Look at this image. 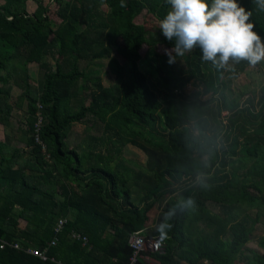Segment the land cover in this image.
Returning <instances> with one entry per match:
<instances>
[{"label":"trees","instance_id":"16d2710c","mask_svg":"<svg viewBox=\"0 0 264 264\" xmlns=\"http://www.w3.org/2000/svg\"><path fill=\"white\" fill-rule=\"evenodd\" d=\"M0 1V122L11 117L3 104L16 87L27 141L21 152L0 139V264H58L24 251L55 237L48 255L62 264H130L137 232L160 238L153 264H264V237L260 253L248 232L264 226V84L250 93L235 84L264 59L213 65L195 47L178 68L180 56L160 51L174 42L135 22L147 11L162 20L166 0H52L56 10L43 0ZM236 2L264 43V0ZM193 79L209 97L185 92ZM81 123L87 134L71 146ZM127 146L146 158L138 169Z\"/></svg>","mask_w":264,"mask_h":264},{"label":"clouds","instance_id":"9594fccd","mask_svg":"<svg viewBox=\"0 0 264 264\" xmlns=\"http://www.w3.org/2000/svg\"><path fill=\"white\" fill-rule=\"evenodd\" d=\"M170 5L159 23V30L167 41L174 42L176 56L199 47L201 59L213 65L224 66L230 58L235 62L248 61L255 65L264 59V43L253 31L250 12L236 0H166ZM264 10V3H261ZM170 56L169 62H174ZM188 200L186 206H193ZM172 213L166 214L170 218ZM170 225H160V230Z\"/></svg>","mask_w":264,"mask_h":264},{"label":"rangeland","instance_id":"374dc122","mask_svg":"<svg viewBox=\"0 0 264 264\" xmlns=\"http://www.w3.org/2000/svg\"><path fill=\"white\" fill-rule=\"evenodd\" d=\"M2 3L3 1H0V4ZM43 3L47 5L48 7H50L51 9L56 10L52 0H43ZM35 8H36V5L32 1L28 2V9L30 12H32V10H35ZM160 21L161 20L158 18V16H156L153 12H149V11L144 12L135 20L136 24L140 28L154 29V30L155 29L157 30V28H159ZM146 50H147V47H143V49L141 50V53L144 55ZM160 51L161 53L167 54V55H170L173 52L171 48L169 49L161 48ZM115 57L121 63H123V60L118 55L115 54ZM177 61H178L177 62L178 68H180V66H185V61L183 57L181 56L178 57ZM104 69H105V72L108 73L107 78L105 77L106 84H110L114 82L115 78L112 75V73H110L111 68L108 65V61H105ZM35 84L36 82L34 80L33 85L35 86ZM235 84L240 87V92H243V93L247 91L250 93L251 91L258 90L260 86L264 84V64L250 67L247 72H245L238 79H236ZM35 90H36V87H35ZM13 91H14V100L17 101L20 98L21 91L18 90L17 88H13L12 94H13ZM195 91H200L204 99L210 96V93L204 92L205 84L203 80L201 79L191 80L189 84L187 85V87L185 88V92L187 94L195 93ZM13 101L11 102L12 104L15 103V101L14 102ZM15 108H16V115L14 117H11L12 123L14 125V128H18V129L23 128L24 127V117H25V112H26L25 98L19 99L17 103L15 104ZM85 126H86L85 123L76 124L73 126L70 136H69V144L71 146L79 143L82 140V138L87 134L86 133L87 131H85ZM14 132H17V130H14ZM0 133H3L1 127H0ZM124 156L126 160H128L129 165L135 169H138L139 167H141L146 160L144 154L132 146H127L125 148ZM210 208H214V207H210ZM158 213H159V209L157 207L154 208L149 213L150 220L151 221L156 220L158 217ZM248 232L250 234L253 232V240L249 244V248L252 250H256L257 252L263 253V249L260 248L259 246V241L261 238L264 237V226L253 224V226L251 227V229L248 230Z\"/></svg>","mask_w":264,"mask_h":264},{"label":"built area","instance_id":"2783aa9c","mask_svg":"<svg viewBox=\"0 0 264 264\" xmlns=\"http://www.w3.org/2000/svg\"><path fill=\"white\" fill-rule=\"evenodd\" d=\"M36 141L39 143L38 139ZM42 150L45 152V147L42 146ZM46 158L49 159V156L46 155ZM64 224V220H60L55 229L56 233H59ZM72 238L81 240L83 244L87 243V238L80 236L78 233L73 232ZM57 238L55 237L45 248L38 249L33 247H26L24 251L34 257L41 259L42 261H52L58 264H62L58 262L55 258H52L48 255V248L50 246H54L56 244ZM129 246L132 250V256L130 258V264H134L137 262L139 258H144L147 263H152L153 259L149 257L150 254H154L161 250L160 238L159 237H146L141 235L140 233H134L129 238ZM14 247L16 249H20L21 246L19 244H15Z\"/></svg>","mask_w":264,"mask_h":264},{"label":"crops","instance_id":"0c3cea01","mask_svg":"<svg viewBox=\"0 0 264 264\" xmlns=\"http://www.w3.org/2000/svg\"><path fill=\"white\" fill-rule=\"evenodd\" d=\"M33 11L34 10H32V12H30V13H33ZM27 67H28L29 74H30V76L32 78V80H31L32 85L34 83V80L36 82L35 86L33 85V88L35 89V87H36V89H37V84H38V67L34 63L28 64ZM13 88H16V87H12V89ZM12 89H11V94H12ZM12 98L14 100V91H13V94H12ZM12 98H11L10 101L5 102L3 104V110L9 111L11 117H14L16 115L15 104L17 103V101L19 99H22L24 97H23L22 92H21L20 93V98L17 101L14 100L15 101L14 104L11 103L13 101ZM25 104H26V101H25ZM11 117L9 118V121L6 124L0 122V127L2 128V132H3V133H0V139L3 140V141H5L6 140V137L9 136L11 148H16V149L20 150L21 152L22 151H26L27 148H26L25 145H26V142L27 141H26L25 136H24V130L26 128V126H25L26 113H25V117H24V127L23 128H19V129L18 128H14V125L12 123V118ZM14 130H17V132H14ZM21 156H22V159L21 160L26 159V155H24L23 153H21ZM153 263H154V261H152L151 264H153Z\"/></svg>","mask_w":264,"mask_h":264}]
</instances>
